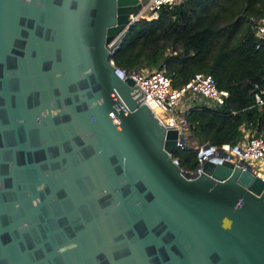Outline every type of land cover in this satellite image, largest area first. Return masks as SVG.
I'll list each match as a JSON object with an SVG mask.
<instances>
[{
  "label": "water",
  "instance_id": "obj_1",
  "mask_svg": "<svg viewBox=\"0 0 264 264\" xmlns=\"http://www.w3.org/2000/svg\"><path fill=\"white\" fill-rule=\"evenodd\" d=\"M139 5L0 0V264H264V181L181 168L111 62Z\"/></svg>",
  "mask_w": 264,
  "mask_h": 264
},
{
  "label": "trees",
  "instance_id": "obj_2",
  "mask_svg": "<svg viewBox=\"0 0 264 264\" xmlns=\"http://www.w3.org/2000/svg\"><path fill=\"white\" fill-rule=\"evenodd\" d=\"M263 16L264 0H183L130 24L113 52L115 66L163 69L176 87L200 71L228 90L220 105L200 97L187 102L190 138L171 153L181 168L198 164L196 145H235L247 131L264 128V105L259 108L253 95L264 84V44L253 32Z\"/></svg>",
  "mask_w": 264,
  "mask_h": 264
},
{
  "label": "built area",
  "instance_id": "obj_3",
  "mask_svg": "<svg viewBox=\"0 0 264 264\" xmlns=\"http://www.w3.org/2000/svg\"><path fill=\"white\" fill-rule=\"evenodd\" d=\"M140 5L135 12L128 15L127 22L107 42V47L114 52L119 41L130 24L140 18L151 19L158 16L159 9L164 5H175L183 0H139ZM253 32L258 44H264V16L258 18L253 24ZM113 62V60H111ZM122 77H130L134 84L142 90L140 101L146 103L158 120L168 128H175L178 138L186 140V146L180 142L181 147H187L190 138L187 129L185 109L187 98H203L208 105L223 104L228 96V90L218 88L209 73L196 72L183 85L176 87L171 83V78L163 69L153 68H120ZM255 104L260 108L264 105V84L254 91ZM198 96V97H197ZM198 164L190 173H200L205 159L219 158L231 161L242 169H249L264 181V169L261 170L252 164L258 161L264 165V128L256 127L247 131L242 141L235 145L223 143L214 145L205 142L195 146Z\"/></svg>",
  "mask_w": 264,
  "mask_h": 264
},
{
  "label": "rangeland",
  "instance_id": "obj_4",
  "mask_svg": "<svg viewBox=\"0 0 264 264\" xmlns=\"http://www.w3.org/2000/svg\"><path fill=\"white\" fill-rule=\"evenodd\" d=\"M197 97H198V96H197ZM189 99H190V98H187V99H186L187 102L189 101ZM252 164H253L255 167H257L258 169H260V170H261L262 168L264 169V165H263V164L260 165V163H259L258 161H252Z\"/></svg>",
  "mask_w": 264,
  "mask_h": 264
}]
</instances>
